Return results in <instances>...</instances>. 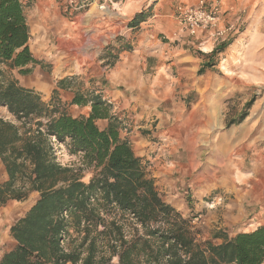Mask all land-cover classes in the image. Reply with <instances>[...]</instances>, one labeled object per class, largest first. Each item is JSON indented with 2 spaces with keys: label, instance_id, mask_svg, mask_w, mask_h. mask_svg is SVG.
<instances>
[{
  "label": "trees",
  "instance_id": "obj_1",
  "mask_svg": "<svg viewBox=\"0 0 264 264\" xmlns=\"http://www.w3.org/2000/svg\"><path fill=\"white\" fill-rule=\"evenodd\" d=\"M26 9L22 0H0V106L12 118L0 119L7 174L0 205L33 192L38 199L9 227L15 245L0 264H264V226L199 239L191 219L161 198L147 165L121 138L123 121L99 93L75 92L68 106L89 112L74 117L58 100L44 102L5 78L3 68L23 77L42 65L29 48ZM56 88L71 90L70 78ZM52 139L78 159L77 169L59 163Z\"/></svg>",
  "mask_w": 264,
  "mask_h": 264
},
{
  "label": "rangeland",
  "instance_id": "obj_2",
  "mask_svg": "<svg viewBox=\"0 0 264 264\" xmlns=\"http://www.w3.org/2000/svg\"><path fill=\"white\" fill-rule=\"evenodd\" d=\"M23 2L32 32L31 51L42 65L26 77L3 68L5 78L17 76L21 86L54 105L55 100L61 102L53 91L63 78L71 80L69 95L105 89L96 54L103 41L89 40L88 32H78L73 40L50 30L65 17L59 0L44 15L39 12L40 0ZM232 3L230 23L222 25L225 36L215 43L209 66L197 73L193 90H174L172 99H165L167 90H152L162 97L140 95L115 113L124 123L121 138L132 132L142 136L141 141L131 139L133 152L147 165L161 198L191 219L199 239L211 238L216 231L232 236L264 226V0ZM43 18L51 21L40 34ZM53 19L58 20L55 25ZM171 75L177 78L174 72ZM60 98L65 107L69 100ZM66 109L74 117L87 114L81 107ZM143 110L148 120L141 116ZM155 111L158 117L151 115ZM0 119L12 120L2 106ZM57 158L63 166L74 170L79 166L78 159L65 151ZM90 176L83 171L82 182ZM34 196L24 202L8 201L0 211V241H5L6 249H11L9 242L15 245L9 227Z\"/></svg>",
  "mask_w": 264,
  "mask_h": 264
},
{
  "label": "crops",
  "instance_id": "obj_3",
  "mask_svg": "<svg viewBox=\"0 0 264 264\" xmlns=\"http://www.w3.org/2000/svg\"><path fill=\"white\" fill-rule=\"evenodd\" d=\"M55 1L40 0L38 2L39 12L44 15L47 13V8L56 7ZM188 1L191 0H130L115 4L113 8L108 6L105 11H101L98 8L101 0H89L88 7L84 11L76 13L67 11L59 3V9L65 17H60L58 24H56L58 20L53 19L52 24H56V26L49 29L54 33L61 32L73 40L78 32L83 31L88 32L89 40L103 41L96 54L99 58L98 65L103 68L102 81L106 88L97 91V93L112 105L114 114H119L128 101L136 100L140 95L151 93L155 98L162 97L163 94L157 96L152 90H167L164 95L165 99L174 98V90L177 89H183L185 93H189L195 87L197 73L203 71L204 65L209 66L213 56L210 53L214 51L215 43L207 40V35L190 36L174 18L175 6ZM222 3L220 26L226 22L230 23V16L235 8L232 0H222ZM91 12V17L86 18ZM139 14H142L143 17L136 18ZM45 19H41L42 22L39 24L44 27L39 29L40 34H45L47 23L51 21L50 18ZM29 31L31 51L32 32L30 27ZM110 57L113 60L112 64L105 65ZM35 59L37 60V58ZM34 69L29 75L34 72ZM209 70L210 68L205 72ZM172 72L176 74L177 78L172 77ZM14 77L18 81V77ZM55 90L59 93L61 102H63L60 98L62 96L65 97V101L71 102L74 94L69 95L66 92L69 90L57 88ZM150 99L152 98L150 97ZM81 108L87 111V116L89 108ZM151 115L158 117L159 112L155 111ZM141 116L146 120L149 118V114L144 110ZM133 137L136 140L142 139L141 135L138 136L133 132L123 139L131 143ZM5 181H7V174L0 161V184ZM32 195H35L34 199L26 211L38 199V193L33 192L29 194L27 200ZM3 206L7 207L8 202L5 205H0L1 212L4 210ZM4 243V240L0 241V258L3 253L10 250L6 249L7 245ZM9 243L12 248V242Z\"/></svg>",
  "mask_w": 264,
  "mask_h": 264
},
{
  "label": "built area",
  "instance_id": "obj_4",
  "mask_svg": "<svg viewBox=\"0 0 264 264\" xmlns=\"http://www.w3.org/2000/svg\"><path fill=\"white\" fill-rule=\"evenodd\" d=\"M126 1L130 0H101L98 8L105 11L108 6L113 8L115 4ZM59 3L67 11L76 13L84 11L89 5V0H59ZM222 7V0H191L175 6L174 18L190 36L207 35V40L216 43L224 38L227 31L220 26ZM52 144L56 151V157L61 151L64 152L61 145L55 144L54 139H52Z\"/></svg>",
  "mask_w": 264,
  "mask_h": 264
},
{
  "label": "bare ground",
  "instance_id": "obj_5",
  "mask_svg": "<svg viewBox=\"0 0 264 264\" xmlns=\"http://www.w3.org/2000/svg\"><path fill=\"white\" fill-rule=\"evenodd\" d=\"M247 194V193H246Z\"/></svg>",
  "mask_w": 264,
  "mask_h": 264
}]
</instances>
